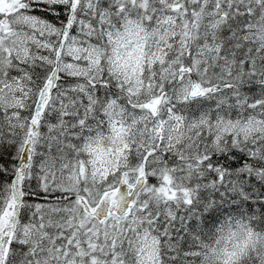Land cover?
I'll use <instances>...</instances> for the list:
<instances>
[{
    "label": "snow or ice",
    "instance_id": "obj_1",
    "mask_svg": "<svg viewBox=\"0 0 264 264\" xmlns=\"http://www.w3.org/2000/svg\"><path fill=\"white\" fill-rule=\"evenodd\" d=\"M0 264H264V0H0Z\"/></svg>",
    "mask_w": 264,
    "mask_h": 264
}]
</instances>
